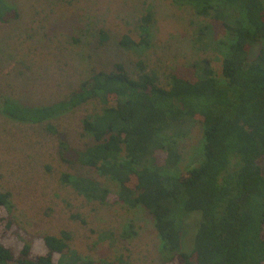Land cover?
Returning a JSON list of instances; mask_svg holds the SVG:
<instances>
[{
	"label": "trees",
	"instance_id": "1",
	"mask_svg": "<svg viewBox=\"0 0 264 264\" xmlns=\"http://www.w3.org/2000/svg\"><path fill=\"white\" fill-rule=\"evenodd\" d=\"M173 1L191 4L197 13L222 23V38L212 24L198 31L200 40H208L222 56V77L206 57L194 65L196 80L174 74L164 87L143 61L137 77L117 62L110 71L94 72L65 99L33 106L3 97L0 109L13 119L41 124L100 99L103 110L83 120L94 138L85 149L72 147L54 124L47 128L58 136L64 161L96 169L118 189L90 176L63 173L62 180L90 200L143 205L154 219L165 264H264L259 162L264 158V0ZM11 11L0 0V20ZM149 39L143 34L136 41L126 34L121 44L147 45ZM256 46L258 53L251 58ZM197 123L202 125L203 159L182 172L179 143ZM10 197L0 192V264H126L79 256L66 232L45 235L39 251L11 214ZM197 211L201 219L187 251L186 218Z\"/></svg>",
	"mask_w": 264,
	"mask_h": 264
},
{
	"label": "rangeland",
	"instance_id": "2",
	"mask_svg": "<svg viewBox=\"0 0 264 264\" xmlns=\"http://www.w3.org/2000/svg\"><path fill=\"white\" fill-rule=\"evenodd\" d=\"M14 12L0 20V99L24 105H46L67 98L99 70L110 71L122 62L137 77L143 61L158 83L169 87L172 75L197 79L194 65L211 58L222 77V56L198 31L212 24L217 38L226 31L221 22L203 16L191 4L173 0H4ZM149 15L150 19H144ZM103 32L108 38H102ZM128 34L138 41L148 34L149 44L127 47ZM253 48L251 58L258 53ZM103 103L93 98L41 124L23 122L0 109V192H10V211L39 250L45 235L68 233V243L84 258L126 264H165L154 219L143 206L87 199L63 173L90 176L116 192L118 184L81 163L64 161L54 124L74 148L94 143L83 125ZM203 135L197 123L179 143L180 171L200 163ZM264 174V158L260 161ZM201 219L186 218L184 248L190 251ZM23 238L22 236H20ZM24 239V238H23ZM37 250V251H38ZM40 251V250H39Z\"/></svg>",
	"mask_w": 264,
	"mask_h": 264
}]
</instances>
